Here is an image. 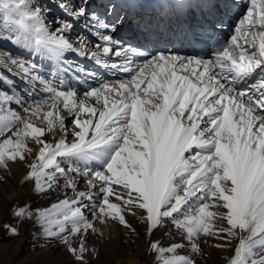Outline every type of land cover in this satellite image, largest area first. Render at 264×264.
<instances>
[{
    "label": "snow or ice",
    "instance_id": "snow-or-ice-1",
    "mask_svg": "<svg viewBox=\"0 0 264 264\" xmlns=\"http://www.w3.org/2000/svg\"><path fill=\"white\" fill-rule=\"evenodd\" d=\"M204 2L214 19L193 29L197 42L227 23L219 0ZM103 8L102 17L93 0H51L47 7L0 0V41L33 57L0 48V66L29 89L17 95L15 81H0V169L26 163L22 183L38 195L61 183L65 189L50 207H15L13 217L31 222L39 238L59 241L77 264H88L90 251L97 255L87 247L90 235L104 237L97 224L138 235L126 219L138 211L153 264H196L201 237L222 241L217 248L237 241L228 264H264V0H246L211 58L125 46L116 34L127 18L115 5ZM77 27L83 34L73 38ZM66 53L103 65L112 78L65 66ZM35 57L56 67L45 72ZM29 141L39 146L31 162ZM169 224L166 234L178 235L165 247L152 237ZM3 228L19 235L17 226ZM186 247L191 255H180Z\"/></svg>",
    "mask_w": 264,
    "mask_h": 264
},
{
    "label": "bare ground",
    "instance_id": "bare-ground-1",
    "mask_svg": "<svg viewBox=\"0 0 264 264\" xmlns=\"http://www.w3.org/2000/svg\"><path fill=\"white\" fill-rule=\"evenodd\" d=\"M117 1L118 0H114L115 10L116 12H118L117 9L120 8V13L121 9L123 10L124 4H136V1L140 0H120V2ZM122 13L123 14L120 15L123 18L124 12ZM111 17L112 16H110V18ZM76 36L77 34L73 32L72 37L75 38ZM12 54L14 55L15 53L13 52ZM18 54H21L24 59H29V57H31L30 60L33 59V57L30 56L27 51L22 52L20 50V53ZM26 54L29 55L28 58H25ZM65 56V66H67V62L69 61V59H73V56L78 57L79 59H81V61L86 60L84 58H81L76 53H66ZM35 59L38 62L44 63L43 68L45 72H48L56 67L54 60L39 57H35ZM113 60L117 63L120 62L119 58L113 57ZM101 67H103V65H101ZM0 75L5 77L6 79L4 80L0 78V81H4V85L10 87L11 82L15 81V88L24 93H27L29 91V89L25 87L21 82V79L18 77L16 71H7L6 66H0ZM72 83L78 88V90H80L81 92L83 91L85 87L83 84H78L75 79H72ZM12 91H15L14 88L12 89ZM45 138L51 140L50 136H47ZM59 138V135H57V139ZM28 144L29 147L33 149V153L31 155H27L26 153L27 162H31L35 159L39 146L35 145L32 141H29ZM27 171L28 168L26 166V163H15L10 165V172L0 169V178H2L0 179V264H77L75 258L67 252L65 246L62 245L59 241H45L39 238L38 229L34 227L31 222L25 221L18 224L16 219L13 217L11 209L15 207L30 206V209H36L38 207L46 208L55 203L58 198H63V195L60 194L61 191H54L50 192L49 194L41 195L36 194L33 191V184L31 182L22 183L23 177L27 173ZM81 179H79L78 181H80ZM60 187L61 190L64 189L63 183H61ZM141 219L142 217L140 215V220ZM138 220L139 219L128 220L129 223L134 228H136V231L141 230V235L138 237V239L133 240V243L129 245V248L131 249H128L133 253L135 252V260H133L132 262L131 260L128 261H130L132 264H153L154 255L146 252L147 238L144 234L141 223V226L137 224ZM5 223L17 226L19 228V235L10 237L7 231L3 228V224ZM116 226L118 225L113 224L111 227L113 228V230H115L116 233H118L121 246H127L126 244L132 239V236L134 235L124 230L122 227ZM171 228V225H167L164 229L157 231L152 239L159 240L165 247L169 246L170 243L176 242L174 240V236L178 235L177 233L174 232L173 236L166 234ZM89 242L90 241L87 240V243ZM199 243L203 254L193 257L196 260V264H228L229 259L234 254V247L237 241L233 240L232 245L227 248L215 247L217 243L223 242L213 238L201 237ZM94 249L97 250V255H92L91 251L86 255L88 264L116 263L114 253L112 252V249H109V247L99 245L94 246ZM127 251H122L123 255ZM25 254H27V256L25 258H22ZM179 254L191 255L187 247L184 250H181ZM124 262H126V260H124ZM125 264H127V262Z\"/></svg>",
    "mask_w": 264,
    "mask_h": 264
},
{
    "label": "rangeland",
    "instance_id": "rangeland-1",
    "mask_svg": "<svg viewBox=\"0 0 264 264\" xmlns=\"http://www.w3.org/2000/svg\"><path fill=\"white\" fill-rule=\"evenodd\" d=\"M140 1H143V0H140ZM42 2L44 3L45 7H47L49 4H51V0H42ZM94 4H96V8H95V11L102 15V11L104 10L103 8V5L104 4H111V5H114V0H93ZM123 4V3H122ZM119 10L120 8L117 9L118 13H119ZM122 11V9H121ZM120 11V14H123L122 12ZM54 13L55 14H59L58 13V10L54 9ZM106 20H113L112 18H110V16L106 17L105 18ZM75 34L77 33H80V34H83L81 31H80V28L77 27L76 31H74ZM0 48L4 49V50H8V52H14L15 56H21V54H18L20 53V49L16 46H14L13 44H10L9 42H3V41H0ZM23 55V54H22ZM29 55L26 54L25 55V58H28ZM31 57H29L28 60H30ZM37 61V60H36ZM89 62V63H88ZM38 64H40L42 67H44V63L43 62H38ZM67 64H71V65H80L81 67H87L88 69L94 71V66H96V68H99L101 67V65H96L95 62L91 59H86L84 61H81V59H79L78 57L76 56H73V59H69V61L67 62ZM94 64V65H93ZM93 65V66H92ZM0 78L5 79V77L1 76L0 75ZM12 81V80H10ZM89 83H93L92 81H89ZM14 92L17 94V95H21L22 91L18 90L17 88H14ZM12 108L18 112H20L21 114L22 113V110L19 108V106L17 105H12ZM67 123H69V127H71V124H70V121H66ZM69 139H71V137H69ZM77 185H78V190H81V191H84L86 190V184H85V181L84 179H81L80 181H77ZM56 191H61L60 194H64L65 192V189L61 190V187H59L58 190ZM54 192V191H52ZM69 196H72V193L69 191ZM1 204V202H0ZM140 212L138 211L137 212V215L135 217H133L132 215H127L126 216V219L128 220H135V219H139L137 224L139 226L140 223H141V220H140ZM113 224L115 223H110L109 226L105 227L103 225H99L97 224V227L104 232V237L101 238V239H97L95 236H92L90 235L87 240L90 241L89 243H87V247L91 250V247L92 249H94V246H99V245H103V246H106V247H109V249H112V252L114 253V256L116 258V263L114 262L113 264H122V263H126L127 264H132L131 262L134 259V255H135V252H131L129 251L128 249H131L129 248V245H131L133 243V240H136L138 239V237L141 235V230L137 231L138 235L137 234H133L134 236H132V239L130 241H128V243L126 244L127 246L124 245V247L121 246V242H119V235L118 233L115 232V230H113V228L111 227ZM170 225V224H169ZM116 227H121V226H116ZM109 229V231H108ZM112 229V230H111ZM111 230V231H110ZM114 231V232H112ZM126 247V248H125ZM126 249V250H125ZM128 250V251H127ZM122 251H127L125 252V254L123 255V252ZM123 255V256H121ZM27 256V254H25L22 258H25ZM73 257V256H72ZM124 260H126V262H124ZM128 260H131L128 261Z\"/></svg>",
    "mask_w": 264,
    "mask_h": 264
}]
</instances>
